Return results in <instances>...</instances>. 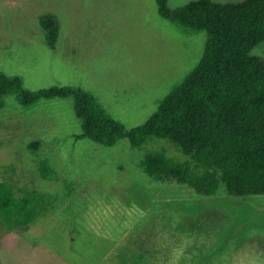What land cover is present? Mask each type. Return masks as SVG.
Listing matches in <instances>:
<instances>
[{
  "label": "rangeland",
  "instance_id": "rangeland-1",
  "mask_svg": "<svg viewBox=\"0 0 264 264\" xmlns=\"http://www.w3.org/2000/svg\"><path fill=\"white\" fill-rule=\"evenodd\" d=\"M45 13L59 19L54 47L39 26ZM207 37L161 17L156 0H0V73L30 90L81 87L127 129L199 64ZM251 54L264 59V41ZM4 102L0 182L18 197L44 195L47 207L26 228L0 226V264H264V194L232 196L221 184L202 195L149 177L141 167L148 152L190 157L158 138L105 147L80 137L73 97ZM42 159L57 181L40 176Z\"/></svg>",
  "mask_w": 264,
  "mask_h": 264
},
{
  "label": "trees",
  "instance_id": "trees-1",
  "mask_svg": "<svg viewBox=\"0 0 264 264\" xmlns=\"http://www.w3.org/2000/svg\"><path fill=\"white\" fill-rule=\"evenodd\" d=\"M156 3L161 17L189 30L206 31L208 37L199 64L143 124L127 129L81 87L30 90L21 77L5 73H0V110L8 95L25 107L41 99L73 97L80 137L105 147L122 138L132 147L158 138L190 157L181 161L164 151L148 152L141 167L149 177L186 184L202 195L215 194L221 184L232 196L264 194V59L251 54L264 41V0H199L176 8H170L168 0ZM39 26L47 44L54 47L58 17L45 13ZM38 170L45 180L59 179L46 159ZM46 207L44 195L25 191L18 197L11 183L0 182L1 227L26 228Z\"/></svg>",
  "mask_w": 264,
  "mask_h": 264
}]
</instances>
